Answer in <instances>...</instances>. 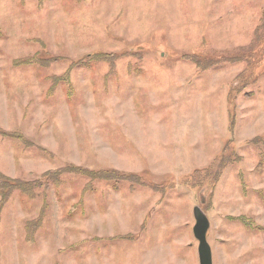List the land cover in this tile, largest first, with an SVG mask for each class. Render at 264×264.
Wrapping results in <instances>:
<instances>
[{"label":"rangeland","instance_id":"374dc122","mask_svg":"<svg viewBox=\"0 0 264 264\" xmlns=\"http://www.w3.org/2000/svg\"><path fill=\"white\" fill-rule=\"evenodd\" d=\"M0 174V264H264V0H0Z\"/></svg>","mask_w":264,"mask_h":264},{"label":"water","instance_id":"95a60500","mask_svg":"<svg viewBox=\"0 0 264 264\" xmlns=\"http://www.w3.org/2000/svg\"><path fill=\"white\" fill-rule=\"evenodd\" d=\"M194 217L196 223L193 231L199 243V262L200 264H213V252L207 239V234L211 225L210 220L199 206L194 209Z\"/></svg>","mask_w":264,"mask_h":264},{"label":"trees","instance_id":"16d2710c","mask_svg":"<svg viewBox=\"0 0 264 264\" xmlns=\"http://www.w3.org/2000/svg\"><path fill=\"white\" fill-rule=\"evenodd\" d=\"M100 173H102V172H100ZM56 174V173H55ZM54 174H46V177H49L50 179H54V180H57L58 178H59V174H58V176H53ZM51 176V177H50ZM10 179L8 178V177H6V176H4L3 174H0V195L3 197L4 195H5V193H3V191L2 190H4L3 189V187L5 188V190L7 191V192H13V191H15V189H13V191H12V189L11 190H9L8 191V188L10 189L11 188V184H10ZM16 181H18V180H16ZM9 193V194H10ZM29 197V196H28Z\"/></svg>","mask_w":264,"mask_h":264}]
</instances>
